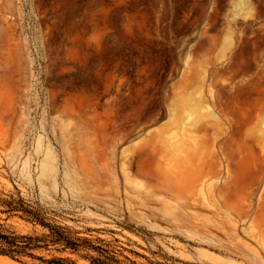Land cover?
I'll use <instances>...</instances> for the list:
<instances>
[{"label":"rangeland","instance_id":"obj_1","mask_svg":"<svg viewBox=\"0 0 264 264\" xmlns=\"http://www.w3.org/2000/svg\"><path fill=\"white\" fill-rule=\"evenodd\" d=\"M0 232L264 264V0H0Z\"/></svg>","mask_w":264,"mask_h":264},{"label":"trees","instance_id":"obj_2","mask_svg":"<svg viewBox=\"0 0 264 264\" xmlns=\"http://www.w3.org/2000/svg\"><path fill=\"white\" fill-rule=\"evenodd\" d=\"M49 243L51 244H62L64 249H71L77 251L80 245L73 241L70 237L65 235V231L62 228H52L51 236ZM41 240L38 238L26 237V236H17L14 233L12 234H3L0 232V255L8 256L11 258H15L19 255H29L32 256L29 251L40 248L37 245ZM44 264H75L66 259H51V260H43L40 259ZM92 264H120L114 257L112 256H104L102 259H92Z\"/></svg>","mask_w":264,"mask_h":264},{"label":"bare ground","instance_id":"obj_3","mask_svg":"<svg viewBox=\"0 0 264 264\" xmlns=\"http://www.w3.org/2000/svg\"><path fill=\"white\" fill-rule=\"evenodd\" d=\"M124 168H125V167H124ZM124 168H123V169H124ZM124 170H125V169H124Z\"/></svg>","mask_w":264,"mask_h":264}]
</instances>
